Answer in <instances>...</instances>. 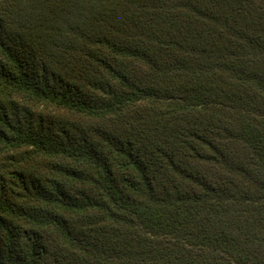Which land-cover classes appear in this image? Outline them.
Returning a JSON list of instances; mask_svg holds the SVG:
<instances>
[{
    "label": "trees",
    "instance_id": "16d2710c",
    "mask_svg": "<svg viewBox=\"0 0 264 264\" xmlns=\"http://www.w3.org/2000/svg\"><path fill=\"white\" fill-rule=\"evenodd\" d=\"M0 264H264V0H0Z\"/></svg>",
    "mask_w": 264,
    "mask_h": 264
}]
</instances>
